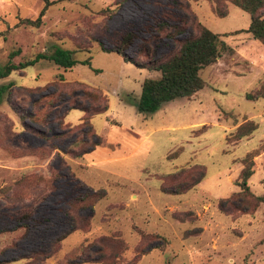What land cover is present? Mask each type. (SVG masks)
I'll list each match as a JSON object with an SVG mask.
<instances>
[{"label": "rangeland", "instance_id": "obj_1", "mask_svg": "<svg viewBox=\"0 0 264 264\" xmlns=\"http://www.w3.org/2000/svg\"><path fill=\"white\" fill-rule=\"evenodd\" d=\"M50 1L41 26L34 28L24 20L38 17L41 0H0V65L12 53L17 64L39 53L48 55L53 46L80 49L74 56L78 60L88 58L81 50L91 46V61L90 66L64 70L42 60L0 80L14 84L12 100L23 114L39 96L57 94L54 113L41 124L26 120L23 125L7 103L0 106V264H24L25 260H13L47 248L71 228L68 202L97 190H103L104 197L76 213L90 217L89 232H72L45 264H66L67 255L104 236L123 241V262L136 258L137 248L146 245L136 264H264V205L252 215H226L217 208L219 200L238 192L235 182L247 155L254 162L250 191L264 196V99H245L246 93L264 84V45L245 32L249 15L228 4L227 16L218 18L207 1L188 0L196 19L223 35L229 50L201 71L205 87L197 94L144 116L134 103L142 82L159 74L125 63L100 46L111 49L116 34L131 33L127 56L144 62L136 52L148 41L159 59L174 42H151L155 23L164 12L182 18L180 8L172 0ZM189 33L186 29L180 38ZM60 75L67 83L97 89L107 98V110L91 118L88 135L78 128L83 112L67 111L68 96L81 100L80 88L62 92L57 88ZM245 119L258 128L235 142L236 127ZM76 139L98 146L73 159L67 150L78 152L87 146L70 147ZM197 164L205 167V178L194 189L182 195L161 192L162 176ZM24 214L31 216L24 219ZM142 232L166 242H142Z\"/></svg>", "mask_w": 264, "mask_h": 264}, {"label": "trees", "instance_id": "obj_2", "mask_svg": "<svg viewBox=\"0 0 264 264\" xmlns=\"http://www.w3.org/2000/svg\"><path fill=\"white\" fill-rule=\"evenodd\" d=\"M176 6L180 8L184 16L180 19H174L169 12H164V15L156 21L151 42H156L162 38H169L174 42V47L167 54L159 59L154 58V51L150 48L149 42L146 41L140 45L136 54L142 57L144 62H139L138 58H132L125 53L127 47L133 42L131 33L116 34V37L111 40L112 48L105 49L102 45L100 50L108 53L119 55L125 63L134 64L137 68L145 69L148 72L158 73L156 78H147L141 84V90L137 101L134 103L137 113L144 116H152L154 113L164 109L169 104L179 100H189L205 87V82L202 80L200 73L206 67L216 63L221 57L222 52L229 50V47L222 40L223 35L215 34L202 25L194 16L189 7L188 0H172ZM193 2L207 1L210 4L212 13L218 18H224L228 14V4L246 12L250 17V24L245 30L250 34L253 40L260 45H264V0H190ZM42 8L38 17L35 20H24L26 25L34 28L41 26L42 18L46 14L47 9L51 6L50 0H41ZM105 11H111L106 9ZM177 23H170L172 21ZM174 21V22H175ZM186 29H190V33L186 37L180 38ZM225 37L227 35H224ZM82 52H86L89 56L85 60H78L74 56L80 52V49L69 50L60 46H53L50 53L37 54L33 59L18 62H12V57L16 55L12 53L7 63L0 65V80L8 78L13 72L23 71L28 67H33L36 63L42 60L52 62L58 68L71 70L76 65H88L91 61V46H87ZM59 88L65 92L64 88L77 86L82 93L80 101H72L73 96H68V109L79 110L83 112L82 123L78 126L79 131H84L88 135L91 131L90 120L93 116L104 113L107 106V98L99 90H87L81 83H67L64 78L59 76ZM14 84L8 82L0 84V106L7 103L15 114L20 118L21 122L25 123L29 120L33 123H45L47 118L54 113L53 98L57 94L50 93L47 96H39L31 102V110L23 114L18 111L19 108L12 100V91ZM63 87V90H62ZM82 88V89H81ZM59 90V91H60ZM67 97V96H66ZM48 98V100H47ZM245 99L248 101H257L264 99V84L261 88L245 94ZM72 102H71V101ZM84 102V103H83ZM43 112L42 118L39 117V112ZM62 114V118H63ZM258 128L257 124L252 120H244L242 124L236 127L234 141L250 136ZM35 135L48 138L45 134L27 128ZM57 138V137H56ZM54 139V138H53ZM82 143L87 146L81 151H75L70 148L65 153L69 154L73 159H78L83 155L90 153L98 146L97 143L88 145L85 140L76 139L70 144L74 147L76 144ZM55 149V148H53ZM264 152V150H263ZM242 169L239 173L238 180L235 185L238 187V192L233 193L228 199H221L217 204L218 210L226 215H252L255 213L260 204L264 205V196H257L250 191L248 180L253 175L254 162L252 155L245 156L242 160ZM264 171V166H263ZM160 186L162 193L169 195H182L194 189L205 178V167L202 165H194L188 169H181L175 173L164 175ZM264 183V182H263ZM104 197L103 190L91 191L84 194L82 197L72 199L68 202L69 218L71 219L70 230L63 233L61 236L54 239L47 248L32 250L27 255H23L13 261H23L24 264H45L46 261L52 258L59 252L61 242L72 232L82 231L89 232L90 217H80L76 213L81 209L93 207L98 201ZM72 212V214H71ZM31 215L24 214V219L30 218ZM180 220L179 215L175 216ZM78 224L80 227H78ZM142 242H147L149 238H155L163 243L164 238L153 236V234H145L142 232ZM155 241V240H153ZM152 241V242H153ZM91 246L95 247L94 251H90ZM146 246V245H145ZM144 246V247H145ZM140 247V246H139ZM143 248H137V257L123 262L122 255L125 252V245L122 240L116 237H101L91 244L81 245L74 255L66 256V264H136L138 257L145 254Z\"/></svg>", "mask_w": 264, "mask_h": 264}, {"label": "crops", "instance_id": "obj_3", "mask_svg": "<svg viewBox=\"0 0 264 264\" xmlns=\"http://www.w3.org/2000/svg\"><path fill=\"white\" fill-rule=\"evenodd\" d=\"M170 105V104H169Z\"/></svg>", "mask_w": 264, "mask_h": 264}]
</instances>
